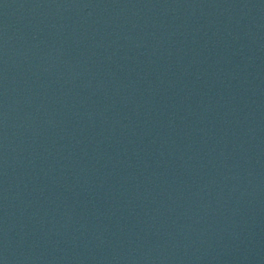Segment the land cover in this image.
<instances>
[{
  "label": "water",
  "instance_id": "1",
  "mask_svg": "<svg viewBox=\"0 0 264 264\" xmlns=\"http://www.w3.org/2000/svg\"><path fill=\"white\" fill-rule=\"evenodd\" d=\"M0 264H264V0H0Z\"/></svg>",
  "mask_w": 264,
  "mask_h": 264
}]
</instances>
